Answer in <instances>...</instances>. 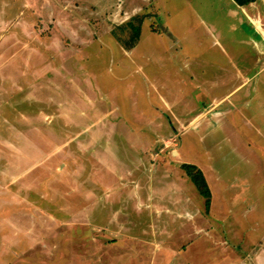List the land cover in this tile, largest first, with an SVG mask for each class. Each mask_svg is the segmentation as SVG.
<instances>
[{
  "label": "rangeland",
  "instance_id": "374dc122",
  "mask_svg": "<svg viewBox=\"0 0 264 264\" xmlns=\"http://www.w3.org/2000/svg\"><path fill=\"white\" fill-rule=\"evenodd\" d=\"M49 4L0 0V264H264V33L232 0Z\"/></svg>",
  "mask_w": 264,
  "mask_h": 264
},
{
  "label": "crops",
  "instance_id": "0c3cea01",
  "mask_svg": "<svg viewBox=\"0 0 264 264\" xmlns=\"http://www.w3.org/2000/svg\"><path fill=\"white\" fill-rule=\"evenodd\" d=\"M15 0H13L14 2ZM24 0H19V3L23 2ZM28 1L29 3L35 5V4H40L39 8H37L38 10H40V13L42 12V14L44 15V17L42 18L44 20H47L48 16H49V11H48V5L50 0H25ZM233 1V0H232ZM66 2H68V0H66ZM147 2L149 3V5H153V4H158L159 0H147ZM234 2V1H233ZM35 3V4H34ZM235 3V2H234ZM66 4V3H65ZM159 5V4H158ZM235 5H237L239 8L243 9L244 14H246L248 20L250 21V23L252 25H254L255 28H257V30L259 31V33L261 35H263L264 33V28L261 27V23H264V0H255L252 3H249L248 5H244V6H239L238 4L235 3ZM36 6V5H35ZM37 9L35 8V10L37 11ZM160 8L157 7V9L153 10V15L156 17V19H160ZM60 16L62 17L63 13L62 11L59 13ZM54 15V14H53ZM52 15V17H53ZM69 17H66V19L69 21L68 19ZM78 18H80V16H78ZM114 20H118V18L114 17ZM152 19V18H151ZM71 21H75V19H71ZM77 21V20H76ZM150 21V19H149ZM116 22V21H115ZM115 22H111L112 26H115ZM161 22V21H160ZM162 24V22H161ZM151 25V23H150ZM165 26V25H164ZM164 31L161 32H155V31H150L153 35H159L160 34H166L167 37L172 38L174 40H176V36L174 34H172V32L168 29V28H164ZM78 36H80L78 34ZM84 36V35H83ZM80 39V37H78ZM138 46V40L136 41V43L131 47L126 49V52L128 54H132L134 50H136V47ZM77 49H81V42L80 40H78V44H77ZM188 124H191L190 122ZM187 124V125H188Z\"/></svg>",
  "mask_w": 264,
  "mask_h": 264
},
{
  "label": "trees",
  "instance_id": "16d2710c",
  "mask_svg": "<svg viewBox=\"0 0 264 264\" xmlns=\"http://www.w3.org/2000/svg\"><path fill=\"white\" fill-rule=\"evenodd\" d=\"M236 4H238L239 6H244V5H248L249 3L254 2L255 0H233ZM142 21V20H140ZM140 30H133L132 31V35L130 38V45L128 46V48H131L137 41L136 38H138L140 32ZM136 39V40H135ZM181 167L185 170V173L188 175V177L190 178V180L192 181V183L195 185V187L197 188L198 192L204 197L205 199V204L206 207L208 208L209 203H210V190L208 188V185L206 183V180L202 174V171L197 168L194 165L191 164H182Z\"/></svg>",
  "mask_w": 264,
  "mask_h": 264
}]
</instances>
